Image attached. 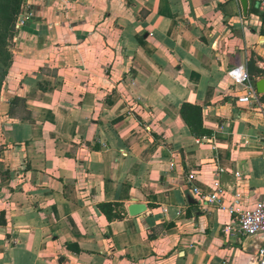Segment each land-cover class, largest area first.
Returning a JSON list of instances; mask_svg holds the SVG:
<instances>
[{"label": "crops", "instance_id": "obj_1", "mask_svg": "<svg viewBox=\"0 0 264 264\" xmlns=\"http://www.w3.org/2000/svg\"><path fill=\"white\" fill-rule=\"evenodd\" d=\"M258 3L23 0L0 92V264H256L264 233L227 229L192 189L264 199V93L240 103L227 76L264 78Z\"/></svg>", "mask_w": 264, "mask_h": 264}, {"label": "built area", "instance_id": "obj_2", "mask_svg": "<svg viewBox=\"0 0 264 264\" xmlns=\"http://www.w3.org/2000/svg\"><path fill=\"white\" fill-rule=\"evenodd\" d=\"M258 9L264 12V0H259ZM27 20L26 12L20 11L16 19V28H20ZM228 78L235 84L241 85L243 94L238 97V102L251 104L256 101L258 92L251 81L246 66L240 65L227 71ZM214 190L204 192L198 187H194L193 193L197 195L201 202L215 205L218 209L227 212L235 218L233 230L242 236L264 233V199L258 202L251 209H241L239 207L238 194L234 193L230 201L224 198V191L219 183L214 184ZM256 264H264V244L256 250Z\"/></svg>", "mask_w": 264, "mask_h": 264}, {"label": "trees", "instance_id": "obj_3", "mask_svg": "<svg viewBox=\"0 0 264 264\" xmlns=\"http://www.w3.org/2000/svg\"><path fill=\"white\" fill-rule=\"evenodd\" d=\"M22 4L23 0H0V92L13 60L11 47L13 38L18 32L16 19ZM23 103L24 99L14 97L10 112L14 111V105L20 106ZM179 112L193 135L203 137L211 134V131L203 126L201 106L183 102ZM98 206L109 221L120 219L125 214L122 203L104 202Z\"/></svg>", "mask_w": 264, "mask_h": 264}, {"label": "water", "instance_id": "obj_4", "mask_svg": "<svg viewBox=\"0 0 264 264\" xmlns=\"http://www.w3.org/2000/svg\"><path fill=\"white\" fill-rule=\"evenodd\" d=\"M243 11L246 13L248 8V0H240ZM255 87L259 93H264V78H261L255 82ZM191 201V200H190ZM192 202H195L192 200ZM130 215L140 213L145 210V205L143 203L130 204L127 207Z\"/></svg>", "mask_w": 264, "mask_h": 264}]
</instances>
